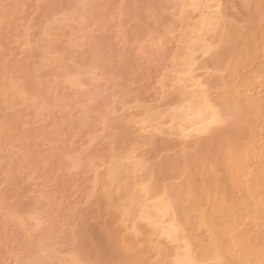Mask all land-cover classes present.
I'll use <instances>...</instances> for the list:
<instances>
[{
    "label": "rangeland",
    "instance_id": "1",
    "mask_svg": "<svg viewBox=\"0 0 264 264\" xmlns=\"http://www.w3.org/2000/svg\"><path fill=\"white\" fill-rule=\"evenodd\" d=\"M186 1L0 0V264H105L97 259L85 236L95 218L111 217L119 191H109L110 196L104 183L96 182L118 155H128L133 149L131 160L142 158L150 170L147 176L136 173L135 180L149 177L152 187L166 185L176 190L189 178V182L196 179L203 163L230 154L243 144L250 130L264 128V105L252 111L235 107V116L194 144L182 145L176 137L170 141L174 135L168 137L166 130L156 129L161 122L167 127L169 113L166 119L162 116L152 122L149 131L141 121L142 112L145 115L159 108L158 112L167 109L171 113L174 109L180 85L172 84L173 73L184 58L179 53L183 54L187 37L183 32L187 29L188 33L189 24L197 18L185 12ZM222 1L224 18L233 20L223 19L227 27L220 29L224 33L219 30L216 37L208 36L218 41L216 46L217 41L208 40L214 46L210 54H219L210 55L214 62H209V54H195L200 57L195 58L196 65L208 59L198 66L208 71L205 78L201 75L206 71L202 74L194 64L201 79H209V92L214 89L216 97L210 93L215 100L224 99V80L238 68L239 61L244 70L237 69L238 78H242L256 68L249 62L257 51L256 65L264 60L262 3ZM244 1L246 9L240 3ZM220 39L228 43L222 45ZM226 47L235 60L223 54ZM222 66L224 71L229 67L228 73L220 71ZM209 76L224 84L211 86L214 80ZM189 84L187 87L192 86ZM253 92L256 90L249 93ZM258 95L264 101V90ZM107 202L112 209H107ZM153 242L126 250L125 264H142L146 259L149 264H159L161 252Z\"/></svg>",
    "mask_w": 264,
    "mask_h": 264
},
{
    "label": "bare ground",
    "instance_id": "2",
    "mask_svg": "<svg viewBox=\"0 0 264 264\" xmlns=\"http://www.w3.org/2000/svg\"><path fill=\"white\" fill-rule=\"evenodd\" d=\"M245 1L248 3V0ZM245 1L240 3L244 4V8L246 9L247 7L245 6L247 3ZM257 1H259L258 3H262L260 7H264V0ZM222 2V0L186 1L185 5L187 9H185V12L188 11V14L190 11L191 14H189L191 16L195 15L197 18L193 16L196 21L191 18L194 20V23L192 26L189 24L190 29L188 28V33H186L187 29L184 32L182 31L187 36H184L185 43H182L184 51H181H183V54L179 52L182 57L184 55V58L180 61L181 67L178 69V72L173 73L175 81L172 82L176 86L179 83L180 89H175L178 91V94L177 97H174L176 101L171 113L169 111L167 112V109L158 112L157 109L159 108L156 109V112H147L145 110L147 112L145 115L142 112L144 117L142 119L140 117V119L148 127V131L149 127L152 126V122L169 113V117H166L168 118V122L165 121V124L168 123L166 124L167 127L164 126L163 128L164 122L162 123V120H160L161 123H157L156 129L159 131L166 130L168 137L174 135L169 138L170 141L171 139L177 138V141L181 139L184 142L182 145L190 144L191 142L194 144L193 141L196 143L198 137L201 139L202 135L214 130L217 125L227 122L226 120L229 121L230 117L235 116L233 114L235 113V107H245L251 111L252 109L255 110L263 107L264 101L255 96L264 90V60L260 61V64L257 63V65L254 61L259 56L258 51L256 52L257 55L255 54L256 56H250L251 58L248 56L250 62L249 60H245V65H248V62L249 64L252 62V65L254 62L256 68L253 72L243 75L242 78L240 76L238 78V70L239 67H242L240 66L241 63H243L239 61L240 65L238 68L235 67L231 70L228 76L229 78L227 80L221 79V81L224 80L227 82V87L223 95L225 97L224 99L219 97L221 100L219 98V100L213 99V97H216L214 96V89H211L212 92L210 91L213 93V97L211 96L212 94L209 92V79H204L203 81L205 74L207 73L208 75L209 73L206 70H204L206 71L204 73L203 66L202 68L199 67H201L203 62L204 64L208 62V59H205V55H202V57L204 56L203 60L205 59L207 61L200 62L201 64L199 65H196L199 62L195 64L196 55H200V53L209 54V62L213 61V58H211L213 56H210L213 52L211 54L210 52L214 46L211 45V42L209 43L208 40H210V37L208 36L218 35L223 22L230 18H224L223 8L225 7L222 6ZM233 6L231 5V7ZM231 19L228 20L232 22ZM42 31L46 32L43 29ZM221 32L219 33L221 34ZM230 33L232 34V32ZM238 33H241V31ZM231 34L226 37H231ZM75 36L77 35L75 34ZM210 41L216 42L217 40H212L211 38ZM227 41L225 39V41L219 43L224 45L223 43L227 44ZM217 43L218 41L216 42V46ZM235 43L236 41H234ZM228 50L223 49V54L232 56V53H229ZM217 51L220 52L218 49ZM254 52L252 53L254 54ZM215 54L218 56L219 53L216 52ZM232 57L233 59L236 58V56ZM216 58L214 57V59ZM194 64L202 70V74L204 73V75H201V77L204 76L202 79L198 74L200 72L199 69L197 70ZM227 64H224V68L227 67ZM207 65L205 69L208 70L209 67L207 68ZM215 65H217V60H215L213 66ZM209 66L211 67V65ZM220 68L223 69V66ZM194 71L195 73H193ZM220 71H224V69ZM226 73L224 74L226 75ZM69 75H73V73ZM222 76L224 75L222 74ZM173 77L171 78L173 79ZM209 77L211 80L212 76ZM219 79L217 78V80ZM187 81L190 83L189 86L192 85L193 88L192 86L187 87ZM219 81H210V84L211 86H215ZM222 82H219V84H224ZM169 88L171 87L169 86ZM187 88H191V90ZM252 89L256 90V92L251 94L249 92ZM161 108L164 109V107ZM254 120L251 121V123L253 122L252 124L257 119ZM151 129L152 131L154 130L153 127ZM155 133H158V131ZM155 133L153 134L155 135ZM145 135L148 134L146 133ZM192 137L193 139L194 137L197 139L190 141L189 139ZM131 150L133 151V149ZM126 152L124 153L126 154ZM131 152H128L130 155L126 154L123 156L120 154L122 157L118 155L120 158L117 156L116 161L110 162L111 165L103 174L101 173L102 176L99 175V181L96 182V179H94L96 183H99L100 180L104 183L102 184L100 182L103 187L109 189V195V191L115 189L119 191V194L117 193L118 195L114 197L115 203L113 205L115 206H113V209L111 208L112 203L109 205V202H107L109 205V207L106 206L107 209H112V212L110 211L112 213L111 217L107 220L95 218L97 219L95 225L89 229L90 233L88 231L89 234L87 233L85 236L86 242L92 247L91 249L94 251L95 256H97V259L99 257L100 261L105 260L106 263L113 262L114 260L119 263L123 259L122 262L125 264V259L128 262V258H125L126 255L124 254L126 250L128 253V249H133V246L138 245V243L148 245L154 241L153 243H157L155 247H159L158 252L162 254L159 256L162 259L159 264H264V128L260 127L257 132L256 130H250L243 144L235 151L230 152V154L217 155L210 162L203 163L197 171V178L194 180L192 178L190 182L188 181L189 178L183 184L179 185L178 188L176 187V190L174 188H167L166 185L152 187V181L148 182L149 177H145L147 174L149 175L148 172L150 170H147L149 167L146 166L147 164L142 158L135 161L131 160L132 156H134ZM98 172L101 171L98 170ZM136 173H140L141 176L142 174L145 175L143 176L145 178L139 180L137 176L138 179L136 178L135 180ZM102 189L105 190L106 188ZM104 193V196H107V193ZM111 195H113L112 192ZM118 196L119 198H116ZM109 198L105 197V200H110ZM144 248L146 250L148 249L147 246ZM144 248L143 252L145 250ZM40 250L43 252L42 249H39V252ZM143 254H146V252ZM32 258L35 259L34 257ZM28 261L30 262L31 260ZM142 261V264L146 262L149 264L151 262H148L147 259L146 262L144 260ZM32 264H35L34 261Z\"/></svg>",
    "mask_w": 264,
    "mask_h": 264
}]
</instances>
